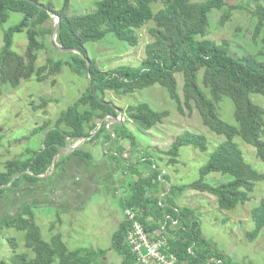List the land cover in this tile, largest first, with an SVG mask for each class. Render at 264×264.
<instances>
[{"label":"trees","instance_id":"obj_1","mask_svg":"<svg viewBox=\"0 0 264 264\" xmlns=\"http://www.w3.org/2000/svg\"><path fill=\"white\" fill-rule=\"evenodd\" d=\"M45 1L0 0V25L8 20L11 12L23 15L17 24L3 31L0 97L3 95L4 84L16 88L22 80L33 76L40 82L45 81L58 74L64 65L88 79L86 62L75 52H71L73 57L70 61L48 56L44 64L37 65L38 51L46 50L51 45L49 36L54 26L50 20L53 15L61 18L56 36L58 44L79 49L87 56L85 44L102 40L108 33L132 46L138 45L139 35L136 29L154 21L155 25L149 28L153 40L146 45V57L138 68L119 66L103 70L95 60L90 59L97 96L105 100L107 90L125 95L136 89L159 84L167 88L170 97L176 101L179 114L191 115L193 111H197L206 129L224 136L225 140L213 150L209 160L200 169V178L188 184H173L170 175L164 173L154 159L145 158L144 160L152 163V172L131 185L132 196L121 200V208L123 212L127 208L135 209L144 223L145 218L150 215L165 223V215H170L171 219L167 220L166 226L169 232V251L176 254L178 264H249L234 261L216 248L211 254L209 247L212 248V242L203 236L196 212L170 201L168 195H180L191 187L213 195L221 209H234L251 200L257 183L264 181V172L246 161L241 147L235 141L236 137H241L255 148L257 157L264 161V107L254 103L250 96L252 93L264 96V60L257 58L262 53L232 55L228 40L217 43L206 38L212 9L223 11L221 24L231 18L234 9H247L257 20V31L263 32L264 44V0H248L254 4L253 9L240 4H229L227 0H97L93 11L75 15L67 12L71 0H64L60 9H56L51 1ZM155 2L163 5L157 12L152 8ZM37 4H42V7ZM23 32L27 36V47L20 54L13 49L14 35ZM197 36H201L202 40H197ZM200 71H203V83L209 88L211 95L199 85ZM177 72H182L184 76L183 97L177 91ZM55 82L54 80L53 83ZM224 95L234 103L237 125L229 124L220 117L219 104ZM51 101V98L42 97L41 103L33 109H42L43 114L47 115V107ZM125 112L128 118L146 130L161 124L170 115L168 110L156 111L148 103L129 105ZM111 113L116 114L108 103L101 102L93 95L88 84L82 96L61 112L54 122L46 119L34 130V133H44L45 149L39 153L30 152L26 158L9 160L4 164L5 170L0 171V185L9 184L15 174L29 168L31 173L20 175L11 188L19 189L23 185L36 187L45 180L41 176L50 170L55 154L67 145L68 138L78 140L89 137L91 132L98 129L101 120ZM106 126L107 122L94 136L89 137L87 143L99 140ZM129 135L115 131V138ZM112 138L113 135H105L106 140ZM130 138L134 144L135 139L132 136ZM183 146L206 151L208 137L204 133L187 130L175 138L169 149L161 152L168 157L169 164H175ZM71 155L78 156L87 165L94 161L91 153L84 148L75 149ZM71 155H63L57 162V167ZM212 172L229 174L232 179L218 184L208 183L205 177ZM159 175H164V179L171 184L169 192L162 197L161 206L158 205L159 184L162 182ZM6 190L10 188H0V198ZM250 216L254 228L249 231L248 236L252 241L264 228V197L251 209ZM173 219L179 221L171 229ZM129 227L130 222L124 216L112 236V248L122 256L123 264H138L127 244ZM149 227L159 228L160 224L155 222ZM10 228L24 233L25 246L32 254L17 251V239L6 233V229ZM0 236L6 239L8 246L14 251L9 260L0 258V264H104L102 257L107 253L105 249L91 247L70 249L63 242L60 233L54 234L50 241L44 240L35 211L28 203L18 215L0 216Z\"/></svg>","mask_w":264,"mask_h":264},{"label":"rangeland","instance_id":"obj_2","mask_svg":"<svg viewBox=\"0 0 264 264\" xmlns=\"http://www.w3.org/2000/svg\"><path fill=\"white\" fill-rule=\"evenodd\" d=\"M48 1H51L56 9H60L64 3V0H46L45 2ZM227 1L229 4H240L252 9L254 7V4L248 0ZM96 2L97 0H71L67 12L69 15L91 12L95 9ZM162 6L161 2L152 4L155 12ZM222 13V10L216 8L210 12L206 38L217 43H221L224 39L228 40L232 55L262 53V56H257V58L264 60L263 32L262 30L257 31V20L253 15L247 9H234L231 18L221 24ZM22 17V13L11 12L8 20L0 25V49L3 45V31L17 24ZM56 20L55 16L51 18L50 22L53 26ZM154 25V21H150L145 26L136 29L139 35V43L136 46L119 40L112 33H108L102 40L87 42L85 47L89 59L95 60L99 68L103 70L119 66L138 68L146 57V45L153 40L149 28ZM196 39L202 40V37L197 36ZM26 47V34L16 33L13 49L23 54ZM48 56L69 61L73 57L71 52L55 50L49 44L46 50L38 51L37 65L44 64ZM202 74L203 71H200L199 85L208 95H211L209 88L203 83ZM176 78L177 91L183 97V73L177 72ZM54 80L55 83H53ZM88 84L89 81L85 75L78 74L68 65H64L58 74L50 76L45 81L40 82L36 76H33L22 80L16 88L7 83L4 84L3 95L0 97V171L5 170L4 164L7 161L26 158L30 152L41 150L42 135L34 133V128L46 119L54 122L61 112L67 110L82 96ZM250 96L254 103L264 107L263 95L252 93ZM42 97L52 100L47 107V115L43 114L42 109H33L35 105L41 103ZM105 101L122 107L148 103L156 111L168 110L170 115L161 124L149 130L129 118L122 124L112 123L111 128L106 127L99 140L88 143L84 150L91 153L94 161H100L105 156L106 160L110 161L107 151L114 150L116 155L111 154V156L116 157L117 164L112 162L111 165L113 164L116 168H108V171L98 175L92 190L86 194L71 197L64 203L63 208L55 206L56 200H47L50 203L43 205L45 201H42L37 192L28 191L26 188L21 190L10 188L2 193L0 216L18 215L22 207L28 203L35 211L36 221L41 228L44 240L50 241L54 234L60 233L63 242L70 249L78 247L105 249L107 253L102 257L104 264H123L122 256L112 248V236L118 230L124 217L120 205L121 200L131 195V185L135 181L152 172V163L143 159H154L160 169L170 175L173 184H188L200 178V169L209 160L213 150L225 140V137L207 130L197 111H193L191 115L179 114L176 101L170 97L167 88L159 84L136 89L125 95H118L107 90ZM219 106L222 120L237 125L232 99L225 95L222 96ZM187 130L204 133L208 137V149L200 151L192 146H183L180 149L178 162L169 164L168 157L164 156L161 151L169 149L175 138ZM115 131L130 135L112 138L110 143L106 144L104 136L113 135ZM131 136L135 139L134 144H132ZM235 141L241 147L246 161L260 172H264V161L257 157L255 148L239 136L235 138ZM123 150L128 154L127 159H123ZM231 179V175H222L218 172H212L205 177V180L211 184ZM251 195V200L237 205L234 209H221L213 195L191 187L180 195L169 193L168 199L180 207L186 206L196 212L200 219L203 236L212 242V248L209 247L211 254L216 248L234 261L264 264V228L252 241L248 236L249 231L254 228L250 211L264 197V181L257 183ZM6 233L17 239L18 252L32 254L31 250L25 246L23 232L10 228L6 229ZM13 252L6 239L0 236V258L9 260Z\"/></svg>","mask_w":264,"mask_h":264},{"label":"crops","instance_id":"obj_3","mask_svg":"<svg viewBox=\"0 0 264 264\" xmlns=\"http://www.w3.org/2000/svg\"><path fill=\"white\" fill-rule=\"evenodd\" d=\"M112 104H114V103H112ZM114 105L116 107H119L124 112L123 120L119 124L126 122L128 116L125 112V109L128 106L122 107V106H119L117 104H114ZM116 114L118 115L119 113H116ZM44 121L39 123L36 126V128L41 126ZM112 123H117V122H115V121L108 122L106 127L111 128ZM36 128H34V129H36ZM41 135H42V143H43L44 142L43 140L45 139L44 133H41ZM113 136L115 138V132H114ZM68 139L69 140H68V143L66 145L68 148H66V149L61 148L62 150L60 149L61 151L57 156L55 169L53 171H50L51 170V168H50V170L47 172V173H49L48 174L49 176L44 177L45 180L40 182V184L37 185L36 187L29 186V185H23L22 188H19L20 190L26 188L28 191L30 190L31 192L32 191L37 192L38 196L42 198V201H45L43 203V205H45V203H50V202H47V200H56V203H55L56 205L55 204L54 205L60 206L61 208H63L62 206L64 205V203L67 202V200L71 199V197H75V196H78L80 194H86L90 190H92L95 187V184H96L95 181H96V178L98 175H102L104 173V171H108V168L111 169V168L115 167L113 164L111 165L112 162L116 163L115 161H117L115 159L116 157L111 156V154L116 155V152L114 150L109 149L107 151L108 156L110 158V161H107L106 156H105L100 161L95 160L90 165H87L84 162V160L80 159L76 155L73 156L71 154L75 149L84 148L86 145H88L87 140L89 138L86 137L85 139H78V140H75L72 138H68ZM110 141L111 140H106L105 136H104V142H106V144H109ZM105 154H106V152H105ZM63 155H71V156H68L66 158L65 162L61 163L57 167V162L59 161V159ZM117 156L120 157L119 154H117ZM122 156H123V159L128 158V154L126 153V151H124V150L122 151ZM148 157H151V156H148ZM108 162L110 163V165ZM149 174H151V172H149ZM79 176H80V178H79ZM158 177L162 181L159 184V191L160 192L158 193L160 195L159 201L160 200L162 201V197L166 193L169 192V188H170L171 184L164 179V175H159ZM42 183H43V185H42ZM166 185H167V187H166ZM130 196H132V192H131ZM2 198H3V196L0 199H2ZM164 214L165 213L163 212V215ZM124 216H125V214H124ZM152 216L153 215L148 216L147 218H145V220L149 221L150 217H152ZM157 221H158V219H156V222ZM159 223H161L160 219H159ZM172 228H174V226H172L171 229Z\"/></svg>","mask_w":264,"mask_h":264},{"label":"built area","instance_id":"obj_4","mask_svg":"<svg viewBox=\"0 0 264 264\" xmlns=\"http://www.w3.org/2000/svg\"><path fill=\"white\" fill-rule=\"evenodd\" d=\"M158 205H162L161 200ZM124 214L126 220L130 222L127 244L138 264H178L176 254L169 251L168 231L166 230L167 220L171 219L169 215H165L166 221L159 223V228L150 229L149 225L156 222L153 217L144 223L135 209L127 208ZM178 221V219H173L172 226H176Z\"/></svg>","mask_w":264,"mask_h":264},{"label":"water","instance_id":"obj_5","mask_svg":"<svg viewBox=\"0 0 264 264\" xmlns=\"http://www.w3.org/2000/svg\"><path fill=\"white\" fill-rule=\"evenodd\" d=\"M39 5L40 7H42V4H37ZM55 16V15H53ZM60 20L61 18L60 17H57V20H56V23L53 27V30H52V33L50 35V43L51 45L57 49L58 51H61V52H75V53H78L79 55H81L85 62H86V67H87V71H88V81H89V85H90V89L93 93V95L96 96V98L98 100H100L101 102H106L105 100H101L98 96H97V93H96V90H95V86H94V80H93V77H92V74H91V70H90V59L89 57L86 55L85 52L79 50V49H76V48H69V47H63L62 45L58 44L57 40H56V36H57V30L59 28V25H60ZM108 103L114 110L116 113H119L118 115L117 114H114V113H111V114H108L107 116H105L100 124H99V127L96 131H93L91 132L90 136L89 137H92L96 134V132L102 127V125L105 123V122H117V123H120L122 122L123 120V117H124V112L119 108V107H116L114 104L110 103V102H106ZM87 137V138H89ZM44 141V140H43ZM46 146L44 145V142H43V147L41 148V150L37 151V153H39L40 151H42L43 149H45ZM68 148L67 146L66 147H63V149H66ZM62 150V149H61ZM57 151V153L55 154L54 158H53V163H52V167H51V170L50 171H53L55 169V165H56V161H57V156L58 154L60 153V151ZM24 173H31L29 168H26L20 172H18L17 174H15V176L12 178V180L10 181L9 184L7 185H0V188H5V189H9L12 187L14 181L22 174ZM49 173H47L46 175H42L41 177H48Z\"/></svg>","mask_w":264,"mask_h":264}]
</instances>
